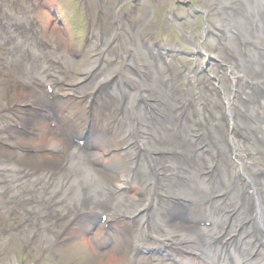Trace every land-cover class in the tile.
Here are the masks:
<instances>
[{
    "label": "bare ground",
    "instance_id": "obj_1",
    "mask_svg": "<svg viewBox=\"0 0 264 264\" xmlns=\"http://www.w3.org/2000/svg\"><path fill=\"white\" fill-rule=\"evenodd\" d=\"M201 1L209 2L211 0H201ZM228 4L235 6L236 8L235 13L232 16H230L228 13L223 11L222 15L218 17V19L224 22L228 26L233 25V24L238 25L242 29L243 33L249 34L253 36L254 38L264 42V16L260 10L262 7H264V0H219V6L221 10L226 9V6ZM249 17L251 18L252 21L254 19L256 20L257 22L256 26L252 27L250 25L248 21ZM235 51H237V48H235ZM236 63L238 64V60L236 61ZM246 65L250 73L255 76H260L261 74L264 73V57L258 58L250 54L247 57ZM103 69H104L103 66L99 68L96 71L95 75L103 71ZM158 74L159 72L157 73V75ZM148 79L151 80V83L148 85V88H150L151 92H157L159 90L157 86L154 88L151 87V84L153 83L152 75ZM236 116L239 119L238 113H236ZM163 137H164V134H163ZM168 140H171V138L168 137ZM156 144L158 145L159 143H156ZM260 150H261L260 155L264 157V149L260 148ZM12 161H13L12 162L13 166L21 165L22 161L24 162V160L16 159V157H14ZM158 168L159 170L163 169L161 162ZM77 178H79V176H77ZM255 194L257 193L255 192Z\"/></svg>",
    "mask_w": 264,
    "mask_h": 264
}]
</instances>
